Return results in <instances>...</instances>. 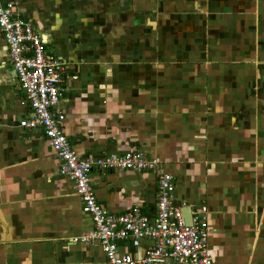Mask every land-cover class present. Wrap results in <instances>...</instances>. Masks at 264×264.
Wrapping results in <instances>:
<instances>
[{
    "label": "crops",
    "instance_id": "0c3cea01",
    "mask_svg": "<svg viewBox=\"0 0 264 264\" xmlns=\"http://www.w3.org/2000/svg\"><path fill=\"white\" fill-rule=\"evenodd\" d=\"M14 1L64 63L72 149L143 151L175 202L206 205L212 264H264V0ZM31 116L0 36V264H110L71 240L91 217L42 129L19 125ZM90 182L109 212H154L152 171L94 167Z\"/></svg>",
    "mask_w": 264,
    "mask_h": 264
},
{
    "label": "built area",
    "instance_id": "2783aa9c",
    "mask_svg": "<svg viewBox=\"0 0 264 264\" xmlns=\"http://www.w3.org/2000/svg\"><path fill=\"white\" fill-rule=\"evenodd\" d=\"M0 36L25 100L32 109V116L21 119L19 125L42 129L60 161L59 172L73 182L83 210L91 217L92 228L71 240L97 243L110 264H212L206 205L190 210L188 224L182 210L186 203L173 200V176L157 167L155 159L140 150L81 156L72 149L71 141L61 130L64 115L58 109L64 63L47 47L46 37L22 16V9L14 0L0 1ZM94 167L154 172V212H143L138 206L121 213L107 211L97 201L90 182ZM141 238L152 241L142 256L118 252L119 241Z\"/></svg>",
    "mask_w": 264,
    "mask_h": 264
},
{
    "label": "water",
    "instance_id": "95a60500",
    "mask_svg": "<svg viewBox=\"0 0 264 264\" xmlns=\"http://www.w3.org/2000/svg\"><path fill=\"white\" fill-rule=\"evenodd\" d=\"M182 210L186 222L190 224V220H191L190 208L188 206H184Z\"/></svg>",
    "mask_w": 264,
    "mask_h": 264
}]
</instances>
